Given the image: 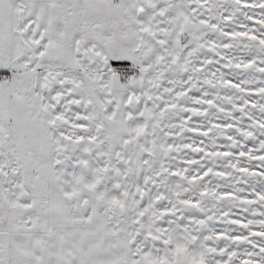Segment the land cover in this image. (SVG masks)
<instances>
[{
	"label": "snow or ice",
	"instance_id": "snow-or-ice-1",
	"mask_svg": "<svg viewBox=\"0 0 264 264\" xmlns=\"http://www.w3.org/2000/svg\"><path fill=\"white\" fill-rule=\"evenodd\" d=\"M0 264H264V0H0Z\"/></svg>",
	"mask_w": 264,
	"mask_h": 264
}]
</instances>
